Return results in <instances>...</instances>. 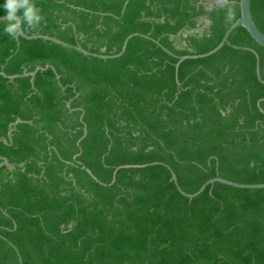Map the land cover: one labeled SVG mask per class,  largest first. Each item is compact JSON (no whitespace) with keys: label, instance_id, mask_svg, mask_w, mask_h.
Segmentation results:
<instances>
[{"label":"trees","instance_id":"1","mask_svg":"<svg viewBox=\"0 0 264 264\" xmlns=\"http://www.w3.org/2000/svg\"><path fill=\"white\" fill-rule=\"evenodd\" d=\"M35 3L28 36L109 56L138 35L102 59L0 21V72L19 75H0V264H19L8 242L22 264H264V188L190 199L171 176L188 194L264 184V48L228 39L260 79L226 44L175 67L221 42L239 0ZM251 15L264 34V0Z\"/></svg>","mask_w":264,"mask_h":264},{"label":"water","instance_id":"2","mask_svg":"<svg viewBox=\"0 0 264 264\" xmlns=\"http://www.w3.org/2000/svg\"><path fill=\"white\" fill-rule=\"evenodd\" d=\"M223 1L226 2V0H223ZM239 9H240V16H239V18L225 31V33H224V35L222 37L221 42L214 49H212L208 53L202 54V55L181 56L179 58L178 62L176 63V65H175L176 71H177V68H178L179 64L182 61H184L186 59H189V58H203V57L209 56V55L215 53L216 51H218L225 44L226 45H229V46H232L233 48H236V49L243 48V47L231 45L229 43V40H228L230 34L237 27L244 28L247 31V33L250 35V37L258 45H260L261 47L264 48V34L257 28V26L255 25V23L253 21L252 15H251V0H239ZM4 18H5V16H0V21H5ZM136 35H138V34L135 33V34L129 35L124 40L120 52L118 54L109 55V56L108 55L92 54V53L84 50L82 47H80L78 45L77 46H71L68 43H65V42H63V41H61L59 39H56V38H53V37H50V36H46V35H31V36H28L23 31L20 36L23 37V38H25V39L42 38L44 40H48V41L54 42L56 44H60L62 46H65V47L74 48L77 51H79V52H81V53H83L85 55H91V56L99 57V58H102V59H109V58H115V57L121 56L123 54V52L125 51V49H126V46H127V43L129 41V39L132 38L133 36H136ZM243 49L248 50V51L254 53V55L256 57V73H257L258 78L260 79V74H259V60H258L257 53L253 49H251V48L244 47ZM45 68H47V67H45ZM45 68H36L35 71L29 72V73L24 72L22 75L33 77L38 70H43ZM0 75L8 78L9 80H12L14 78H17L19 76V75L6 76L3 72H0ZM260 101L258 102V106H259ZM20 122H21V120L18 119V120L15 121L14 125L15 124H18ZM12 126L13 125H10L11 128L8 131V135L9 136H10V134L12 132ZM3 163L4 164L7 163L6 159L3 160ZM152 164H156V163H152ZM145 166H147V165L146 164H144V165H123V166H119L117 169H121V168H142V167H145ZM87 172L92 176V174H91V172L89 170H87ZM171 176H172V180L174 181V183H175L178 191L183 196L188 197L190 199L196 197L197 195H199L205 189V187L208 184H212L214 182H219V183H222V184H225V185H229V186H233V187H236V188H247V189H261V188H264V184H239V183H235V182H232V181L223 179L221 177H215V178H212V179L208 180L206 183H204L196 193H194V194H188V193L184 192L179 187V185L177 183L176 175L172 171H171ZM92 177H94V176H92ZM8 243L16 251V253L18 255L19 264H22V259L20 257L19 252H18V249L12 243H10V242H8Z\"/></svg>","mask_w":264,"mask_h":264},{"label":"clouds","instance_id":"3","mask_svg":"<svg viewBox=\"0 0 264 264\" xmlns=\"http://www.w3.org/2000/svg\"><path fill=\"white\" fill-rule=\"evenodd\" d=\"M0 7H3L6 13L3 31L13 39L22 34L24 25L36 30L44 19L43 9L37 6L35 0H5Z\"/></svg>","mask_w":264,"mask_h":264}]
</instances>
